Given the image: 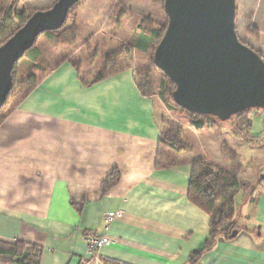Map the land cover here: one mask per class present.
Here are the masks:
<instances>
[{"label":"crops","instance_id":"0c3cea01","mask_svg":"<svg viewBox=\"0 0 264 264\" xmlns=\"http://www.w3.org/2000/svg\"><path fill=\"white\" fill-rule=\"evenodd\" d=\"M13 1L18 11H37L56 0ZM103 5L81 0L73 13L78 36L85 35L73 54L78 67L61 62L0 124V241L40 247L38 264H264V143L237 139L231 124H221L220 135L217 128L191 126L184 134L191 150L176 165L156 168L163 113L153 96L141 95L133 68L82 82L102 67L87 60L94 52L88 38L102 33L119 46L124 41L111 11L121 8L123 21L125 3L107 0L99 12ZM235 29L239 40L264 55V0H236ZM248 121L249 136L264 133L263 113L250 111ZM222 140L242 166L239 230L203 250L209 217L187 197L192 162L204 158L229 170ZM114 171L118 181L103 188ZM109 213L115 216L106 224ZM90 232L110 241L94 261L86 248Z\"/></svg>","mask_w":264,"mask_h":264},{"label":"water","instance_id":"95a60500","mask_svg":"<svg viewBox=\"0 0 264 264\" xmlns=\"http://www.w3.org/2000/svg\"><path fill=\"white\" fill-rule=\"evenodd\" d=\"M79 1L56 0L35 11L0 45V108L14 65L38 36L59 30ZM163 12L167 25L152 62L173 83L177 107L221 123L247 110L264 111V61L237 36L236 0H163Z\"/></svg>","mask_w":264,"mask_h":264},{"label":"trees","instance_id":"16d2710c","mask_svg":"<svg viewBox=\"0 0 264 264\" xmlns=\"http://www.w3.org/2000/svg\"><path fill=\"white\" fill-rule=\"evenodd\" d=\"M80 2L81 0L70 9L68 15L79 6ZM115 7L116 6L112 9L111 15H114ZM34 12V10L28 8L18 11L13 0H0V43H4L12 36ZM119 16L113 20L112 26L117 27L121 25ZM165 19V24L160 29H155L151 26L152 20L150 18L142 19L139 25V32L137 35L133 36V41L129 44L124 42L115 51L108 52L104 56L102 67L97 73L90 77V82L87 83L82 80L84 85L88 86L92 83H97L126 69L133 68L134 80L139 92L145 97H152L154 93L147 88V81L140 83L136 79V76L139 75V70H136V66L131 64V54L136 50L145 52L150 48H152L154 52L166 29V16ZM43 34L49 45V50L42 53L40 49L34 47L38 37H40L38 36L33 47L25 52L20 59H26L31 65L30 69L32 72L29 73L26 78L19 79L20 60L12 69V88L3 106L0 108V124L16 104L28 96L44 76L61 62L70 60L76 63L77 67L80 64L79 58H75L73 55L78 48V26L76 21H73L69 25H66L65 21L64 25L59 30L45 32ZM242 43L256 52L264 61V55L261 52L256 51L251 45L245 42ZM48 53L50 55V60L46 61L45 55ZM93 56L94 55L90 56V62L93 60ZM89 76L90 75H88V77ZM144 78L148 80L149 76L146 75ZM173 89V83L167 78L165 81H162L158 93L160 100L164 103H166L168 99L172 101L171 93ZM250 111L253 110H247L237 114L229 121L231 123L232 133L237 139L246 144L257 146L264 143V133L257 137H252L247 134L246 128L249 124L248 114ZM184 112L192 120V126L194 128L199 129L203 126H208L210 128H217L218 134H221L222 123L216 119L188 113L186 111ZM162 124L166 127V130L160 135L155 160V167L159 169L176 165L177 158L183 153L191 150L189 143L184 140V131L181 126L166 121L165 119H163ZM220 148L229 160V170H224L217 165L209 163L204 158H196L192 162V172L187 197L193 205L205 211L209 217L210 233L203 250L209 249L218 237L232 238L231 235L234 232L237 233L239 230L236 218V196L245 186V183L238 180V175L242 166L238 161L237 154L224 140L221 141ZM118 179L119 175L114 171L106 178L102 187L109 188L113 186ZM261 179L262 177L260 180ZM252 191H254V189H252ZM40 256L41 248L35 245H28L20 242L5 243L0 241V264H38Z\"/></svg>","mask_w":264,"mask_h":264},{"label":"rangeland","instance_id":"374dc122","mask_svg":"<svg viewBox=\"0 0 264 264\" xmlns=\"http://www.w3.org/2000/svg\"><path fill=\"white\" fill-rule=\"evenodd\" d=\"M121 3H125L126 8L129 11L126 16L121 21V26L114 27L115 32L119 36V40H124L126 43H131L133 41V36L137 35L139 32V25L142 19L150 18L152 20L151 26L155 29H160L165 24V14L162 10V2L163 0H119ZM157 3V4H156ZM107 4V0H104L103 8L99 10L101 12L105 9ZM77 9V8H76ZM72 10L66 20V25L71 24L75 20V10ZM121 8L114 13V18H118L120 14ZM120 19V18H119ZM83 25V20L80 22V26ZM113 30V29H112ZM84 34L82 32L78 36V43H81L84 38ZM88 41H91L92 45L94 46V52L89 54L87 60H91V55L93 56L94 66L95 68L101 67L103 65V58L104 54L107 51L116 50L119 46V41L114 40V38H108L104 36L102 33H96V35L91 36L88 38ZM122 43V44H123ZM121 45V44H120ZM34 47L40 49L43 53L49 50V45L45 39L44 34H41L38 37ZM152 48L148 49L145 52L134 51L131 54V64L136 66V70H139V75L136 76L138 82H145L147 81L148 87L152 93H154L153 98L160 106V109L163 113V119L166 121H170L176 125H179L183 128L184 134L185 131L191 129L192 120L188 117V115L179 107H177L171 100L168 99L166 103L162 102L159 98V91L161 82L166 80V77L157 70L152 65ZM46 61L49 59V53L45 55ZM86 62V61H85ZM31 65L26 61V59H22L19 62V79H24L26 76L32 72L30 69ZM148 75L149 79L145 80V76ZM146 88V89H147ZM264 114V111L258 110ZM224 125H230V121L223 122ZM166 127L163 125V131L165 132ZM184 140L185 136L183 135ZM186 141V140H185Z\"/></svg>","mask_w":264,"mask_h":264},{"label":"built area","instance_id":"2783aa9c","mask_svg":"<svg viewBox=\"0 0 264 264\" xmlns=\"http://www.w3.org/2000/svg\"><path fill=\"white\" fill-rule=\"evenodd\" d=\"M1 45V43H0ZM115 216V213H109L104 216V221L106 224H110ZM110 241L104 236L96 232H90L86 237V248H87V254L90 255L93 259V261L96 258V252L98 249L104 246H108ZM98 262V260H97Z\"/></svg>","mask_w":264,"mask_h":264}]
</instances>
